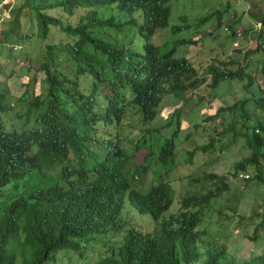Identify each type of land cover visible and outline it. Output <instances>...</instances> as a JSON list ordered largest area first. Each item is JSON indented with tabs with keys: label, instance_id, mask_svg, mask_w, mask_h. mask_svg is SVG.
I'll return each instance as SVG.
<instances>
[{
	"label": "trees",
	"instance_id": "16d2710c",
	"mask_svg": "<svg viewBox=\"0 0 264 264\" xmlns=\"http://www.w3.org/2000/svg\"><path fill=\"white\" fill-rule=\"evenodd\" d=\"M171 1L24 0L14 5L0 0V16L4 11L12 16L1 44L14 51L25 44L28 36L19 22L24 14L27 31L34 20L36 38L44 45L40 66H27L34 76L16 74L24 90L15 95L0 81V264H64V253L71 254L69 264L82 256L80 264H264V253L238 258L229 253L223 237L197 230L213 213L217 191L176 199L173 186L160 176V169L175 167L173 137L179 131L180 109L173 113L171 138L145 127L164 98H184L199 89L204 94L222 82L251 76L242 66L236 72L210 67L206 84L187 59L175 57L176 47L161 53L151 40L168 29ZM103 7L109 8L106 15ZM49 11L83 16L73 25ZM217 15L219 11L203 21L215 19L219 25ZM252 16L260 24L254 53H264V13L257 9ZM126 38H139L141 51L127 46ZM257 64L264 88V58ZM39 73L43 77L37 80ZM254 86L259 93L255 108L264 114V98L253 81L250 88ZM229 109L218 108L204 121L232 119L225 115ZM256 109L255 125L248 131L251 154L234 170L237 175L251 167L264 185V120ZM133 117L139 118L140 136L130 155L122 147L129 136L123 137L121 129ZM209 142L212 150L215 140ZM137 152L144 153L141 163ZM149 171L156 183L137 188V180ZM254 196L259 200L252 213L240 216L237 225L241 237L259 248L264 247V196ZM133 211L151 221L136 218ZM87 252L96 254L94 259Z\"/></svg>",
	"mask_w": 264,
	"mask_h": 264
},
{
	"label": "rangeland",
	"instance_id": "374dc122",
	"mask_svg": "<svg viewBox=\"0 0 264 264\" xmlns=\"http://www.w3.org/2000/svg\"><path fill=\"white\" fill-rule=\"evenodd\" d=\"M11 1H13L14 5L24 2V0ZM228 1L229 0H177L175 2H169V27L161 31L162 39L161 36H158L156 40L155 38L151 40V43L158 46L161 53L169 51L173 46L176 47V58L187 59L198 72L201 71L203 73L207 66L205 63H200L199 60L191 61L188 59L195 57V53L198 49L192 48L189 45L180 46L179 41L188 40V38H191L197 31H199L201 35H204V32H208V29H214L213 35L216 36V42H218L217 40L219 36H221V32L217 27L214 28L210 26L212 21L206 23L203 21V18H207V16L214 11L222 10L224 7L226 8V3ZM235 8L236 5L231 8L232 11L233 9L235 10ZM101 9L104 15L109 11L107 7ZM3 13H5V24L3 23V25H0V81L6 82L9 89L16 95L18 94L17 92L20 93L21 90H24L16 74L29 78L34 76V71L27 73V66L31 67V69H36L40 66L41 57L44 53V45L36 38V24L34 20L31 22V32L27 31L29 29V20L24 14L20 17L19 22L22 32L28 36V39L25 40V44L21 46L16 45L15 47L17 50L15 51L14 48L12 50L8 45H2L1 33L6 28V23L12 18L8 11H4ZM48 14L55 15L61 18L64 23H71L73 25L79 23L83 16L81 12H76L73 17H67L61 12L51 13L49 11ZM7 18H9V20ZM171 29H178V31L171 33ZM224 29L222 28L225 32ZM57 36L58 32H56V37ZM192 39L197 40V37ZM63 42H65V40ZM124 42L127 46H131L136 52H140L142 49V41L139 38H133L132 41L126 38ZM197 42L199 45L201 44V41ZM256 46L257 40L252 46L248 45L244 47L239 44V46L233 47L232 51L245 50L253 52ZM17 53L19 56L15 57L13 54ZM250 56L253 59L255 57L256 59H263L264 53H251ZM241 64L244 65V62L242 61ZM242 68L245 69L246 74L252 76L246 69V66ZM251 76H249V78L252 79L249 81L248 89H244L243 83L240 84L239 81L235 80L232 84L229 82H222L215 90L208 89V94L211 95L210 98L213 102H204L207 104L206 106L205 104L203 106H197L198 103L195 104V101L198 100L202 94V92H200L201 89H199L197 93L189 94L191 98L190 101H187L189 96L184 97L183 100V97H180V95H168L164 98L162 108L158 115L145 127L146 129L159 130L158 136L160 138H171L176 128V121L173 115L177 107L175 100L177 99L182 102L183 106H180L181 108L179 110V131L176 137H173L176 145L174 154L175 167L173 171H168V167L160 169V176L163 177L166 183L173 186L174 197L176 199H179L178 197H187L191 195L200 196L216 191L220 194V197L216 201L217 203L214 205L213 213L205 220L206 224L202 221L200 225H198L197 230L202 231L208 229L214 232L217 238L223 237L221 241L226 244L229 253L241 259H248L251 256H258L264 253V247L258 248L257 244L251 243L246 238L241 237V227L237 225L240 216H250L256 205V200H259V198L257 199L254 196V193L260 192L262 196H264V185L254 178L255 173L253 168L250 167L248 170H245L246 172H239L237 175L234 170V165L238 161L249 157L251 154V149L247 142L249 138L248 131H251L255 125L254 103L257 102L259 93L256 92L255 86L250 88V83L255 81L256 86H259V88L263 83V78L259 73H255L253 77ZM36 77L37 80H39L43 77V74L39 73ZM204 79L208 81L209 78L206 76ZM26 80L25 78V81ZM203 86L205 87L206 84L201 85V88H204ZM246 87L247 86H245V88ZM37 94L38 87L36 84L35 95ZM263 95L264 93L262 92L261 97H263ZM233 102L234 106L231 111ZM228 107H230V109L225 115L230 114L232 119H229L228 116H224L229 120L227 119L223 122V119L220 118L219 122L216 124L203 121L208 115L215 114L218 108L227 109ZM257 113L260 114L262 120H264V114L256 109L255 114ZM139 122V118L137 117L131 119L127 118L121 129L123 137L129 136V141H123L122 147L130 155L134 153V143L140 136ZM226 128H229V130L224 132ZM212 129H214V132ZM214 133H216L215 136ZM154 136L157 138V134ZM210 138L213 140V143L215 140L212 150H210ZM207 143L208 148L200 152V148ZM143 155L144 153L137 152V162L141 163ZM262 164H264V161H262ZM241 174H249L252 179L243 181L240 179ZM208 175L214 177L208 178ZM262 177L264 179V173ZM153 178V175L149 171L137 180V188L141 190L148 189L152 183H156ZM124 212L125 209H123V213ZM133 212L136 218L144 219L148 222L151 221L148 216L140 217L135 211ZM209 214L210 212H207L205 216ZM224 236L227 242L224 241ZM87 253L91 255V259H94L93 257H95L96 254ZM70 258V253H64L60 260H65L64 264H69ZM82 258L83 256L78 258L74 257L75 261H73L75 264H80Z\"/></svg>",
	"mask_w": 264,
	"mask_h": 264
},
{
	"label": "crops",
	"instance_id": "0c3cea01",
	"mask_svg": "<svg viewBox=\"0 0 264 264\" xmlns=\"http://www.w3.org/2000/svg\"><path fill=\"white\" fill-rule=\"evenodd\" d=\"M175 1L177 0H173L172 2ZM234 5H236V8L235 10L233 9L232 11L231 8ZM257 9H260L264 13V7L261 3V0H229L226 3V8L224 7L222 10H219L220 16L219 15L216 16V18L221 19L219 25H218V21L215 19H209L206 21V23L212 21L210 26L214 28L217 27V29L221 32V36H219L217 40L218 42H216V36L213 35L214 29L213 30L208 29V32H204V35L203 34L201 35L200 32L197 31L194 35L191 36V38H188V40L179 41L180 46L189 45L192 48L198 49V51L195 53V57L188 59H190L191 61L199 60L200 63H205V65H207L203 73L201 71L198 72L200 77L204 79L206 76H208L207 72L210 67L236 72L240 68L239 66L242 67L246 66V69L253 76H255V73L257 74V70H256L258 68L257 61L260 59L258 58L256 59V57L253 59L250 56L251 53H254V50L253 52H248L245 50H236L235 52L232 51L234 43L235 44L237 43L238 45L239 44L243 45L245 47L248 45L252 46L253 43L256 42L255 33L260 27V24L255 22L252 15L255 14ZM210 14L207 16V18L210 16ZM4 16L5 13L2 14V17L0 16V25H3L4 23V19H2ZM225 27L228 30L227 32L225 31L226 33L222 30V28L224 29ZM175 31H178V29L174 31L172 29L170 32L174 33ZM236 32H241V38H236ZM160 35L161 32H156L152 40L154 38L156 40V38H158V36ZM194 37H197V40H193L192 38ZM197 41H201V44L199 45ZM186 42H188V44H186ZM242 61L244 62V65L241 64ZM248 80L249 78H244L242 80H239L240 84L243 83L244 89H246L245 86L247 82L249 85ZM233 81H228V82L232 84ZM205 83L207 84L208 81ZM199 88H201V86H199L198 89ZM189 94L190 93L185 94L186 96H189L187 101H190L191 99ZM202 95H205V97H203L204 100L200 101L198 98V100L195 101V104L198 103L197 106H203L204 104L206 106L207 104L204 102H209V101L213 102V100L210 98L211 95L208 94V91H205V93ZM175 103H177L176 104L177 107L175 109H180V106L181 107L183 106L180 100L176 99ZM232 105H234V102Z\"/></svg>",
	"mask_w": 264,
	"mask_h": 264
},
{
	"label": "clouds",
	"instance_id": "9594fccd",
	"mask_svg": "<svg viewBox=\"0 0 264 264\" xmlns=\"http://www.w3.org/2000/svg\"><path fill=\"white\" fill-rule=\"evenodd\" d=\"M262 92L264 93V88H263V86L261 84V87H260V96H261V93ZM263 97H264V95H263ZM245 176H248V177L246 178ZM240 179L243 180V181L249 180L250 179V175L249 174H241L240 175Z\"/></svg>",
	"mask_w": 264,
	"mask_h": 264
},
{
	"label": "built area",
	"instance_id": "2783aa9c",
	"mask_svg": "<svg viewBox=\"0 0 264 264\" xmlns=\"http://www.w3.org/2000/svg\"><path fill=\"white\" fill-rule=\"evenodd\" d=\"M226 32L228 31L226 28L224 29ZM236 38H241V32H236ZM238 44L236 43H234L233 44V47H236ZM246 178L248 177V176H245Z\"/></svg>",
	"mask_w": 264,
	"mask_h": 264
}]
</instances>
